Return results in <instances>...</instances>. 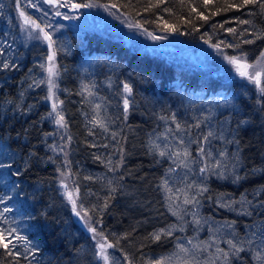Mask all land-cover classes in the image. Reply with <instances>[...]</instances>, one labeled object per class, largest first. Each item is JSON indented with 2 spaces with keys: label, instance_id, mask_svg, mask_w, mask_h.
Wrapping results in <instances>:
<instances>
[{
  "label": "trees",
  "instance_id": "trees-1",
  "mask_svg": "<svg viewBox=\"0 0 264 264\" xmlns=\"http://www.w3.org/2000/svg\"><path fill=\"white\" fill-rule=\"evenodd\" d=\"M72 2L109 7L115 5L112 8L150 32H162L167 22L178 28L174 33L187 43H205L204 40L208 39L209 45L221 41L239 44V48L222 45L221 53L223 56H233L245 52L249 63H254L260 52L264 51V39L255 40L252 44L241 43L244 39H254L250 34L253 31H264V15L259 14L258 7L221 11L213 16L212 12L222 5L223 0H213L207 9L203 7L202 0H164L159 8L148 11H145L146 5L156 0ZM233 2L239 3L240 0ZM19 4L20 10L37 20L41 26L57 17L50 7L39 0H19ZM192 7L203 12L208 19H197L191 11ZM165 8L171 11L165 12ZM58 10L62 14H70L67 8ZM239 19L251 20L253 24L241 25ZM189 20L191 23L187 22ZM60 21H64L63 16ZM22 23L17 0H0V46H3L4 51L0 59H8L10 63L16 62L19 65L17 69H0V142L15 154L14 160L0 157V162L12 164L11 169H0V195L10 197L5 205L13 208L7 214L9 223H0V229L17 228L19 234L26 235L38 246L39 251L32 264H102L95 256L97 249L94 241L75 220L71 205L60 189V171L57 169H61L66 159L70 180L75 189L79 188L76 194L79 207L83 205L84 211L88 212L108 242L115 243L118 237H123L118 247L109 250V264H129L124 260L125 254L129 256L131 264H145V261L169 257L171 260L166 259V264H174L179 259L190 257L191 252L185 256L176 248L177 243L187 247V240L193 239L190 225L185 227L184 232L175 230L172 236L158 242L146 239L160 228L178 224V220L167 211L164 200L166 194L159 187L166 170L176 166L167 158L147 154L145 145L149 137L156 139L161 134L167 135L166 128L175 129L171 121L160 120L159 116L175 113L182 124H194L201 109L213 105L220 97L229 99L235 110L229 115L231 109H217L218 119L228 117L232 121V129L237 128L238 121H247L240 126L237 137L242 150V165L237 172L244 179L233 183L231 179L208 177L204 182L209 191L201 198L199 213L203 217L212 215L216 219L236 220L237 230L242 235L245 225L264 219V209L258 204L264 200V190L261 188L264 185V111H261L264 97L260 96L255 84L235 75L229 64L226 68L216 63L214 67L220 68L222 74L213 75L212 71L204 68L142 52L122 42L120 38L92 26L83 24L73 30L66 29L55 37V61L59 71L58 98L63 101L61 108L68 122L67 135L72 137L65 148V158L64 152H53L48 147H57L58 143L52 120H41L50 112V105L45 100L46 87L44 83L39 87L33 84V80H42L44 69L39 65H46L48 47L40 40L26 39L21 32ZM221 24L224 28L219 27ZM226 28H235L236 33H228L224 30ZM244 29L248 33L241 36ZM5 41L7 45H4ZM29 69H32L31 73ZM121 81L132 84L134 89L132 99L135 103L126 120L123 117L121 95L117 94L122 89ZM85 83L94 85L92 90L95 96L90 99L93 103H101L111 117L108 133L95 128L92 129L94 135H88L92 126L86 123L83 114L88 113L90 117L91 108L77 94ZM29 84L33 86L29 88ZM22 91L23 97L19 95ZM258 99L260 104H257ZM9 100L13 104H9ZM16 102L27 111H14ZM212 123L215 124V120ZM112 131L119 133V145L112 139ZM45 133L52 135L45 136ZM195 133L196 130H193V137ZM157 142L161 145L164 143L162 138ZM90 144L96 147H89ZM212 144L215 154L222 145L220 141H213ZM120 146L126 153L124 162L118 171L110 172L105 166L107 158L110 156L113 162L118 161L120 155L117 149ZM195 147L192 145L193 155ZM224 147L232 152L236 145L228 144ZM32 152L36 155L31 156ZM94 156H100L104 162ZM49 157L52 159L49 160ZM25 161H28L26 170ZM194 168L193 172L177 168L174 181L177 184L183 181L201 182L198 166ZM254 168L256 172L251 171ZM18 169L21 174L12 175ZM120 176H123V180L119 179ZM110 179L117 191L112 194L108 207L101 212L99 207L103 206L105 197L109 195L107 185ZM242 193L257 205L252 217L237 216L235 211L219 208L215 203L220 194H224L225 199H240ZM208 196L213 199L208 200ZM234 207L237 208V205ZM13 220L15 223H12ZM186 220H191V216H186ZM199 238L203 240L202 236ZM18 250L23 251L22 246H18ZM11 261L12 257L0 248V264H11ZM20 264L28 262L21 258ZM234 264L242 262L234 261ZM243 264H251L250 259L246 257Z\"/></svg>",
  "mask_w": 264,
  "mask_h": 264
},
{
  "label": "snow or ice",
  "instance_id": "snow-or-ice-1",
  "mask_svg": "<svg viewBox=\"0 0 264 264\" xmlns=\"http://www.w3.org/2000/svg\"><path fill=\"white\" fill-rule=\"evenodd\" d=\"M45 3L49 4L52 8L56 9V16H63V19H76L75 16H69L62 14L58 9L59 8H68L70 11H75L81 8H92V7H105L103 5H97L95 3H73L72 0H44ZM164 2V0H156L155 3H148L145 7V11H148L152 8H159V6ZM183 2V0H182ZM213 0H202V5L207 9ZM35 7V5H31ZM248 6L258 7L260 15H264V0H240L239 3L233 2V0H223L222 5L216 8V11L212 12V15L215 16L221 11H229L232 9L240 10ZM112 7H115L113 5ZM17 9L19 11V16L22 18L23 23L21 24V32H26V38L29 40H40L45 42L48 47V55L46 57L47 66L45 64H40L39 67L44 69L47 72L46 82L48 85L46 100L51 101V111L46 114L45 117H41V120L45 118H50L55 123L58 128L65 130L66 142L63 146L59 148V151L64 152L65 158L67 157V152L65 148L68 143L72 141V137L67 135L68 122L65 119V115L61 105V101L57 96L55 89L57 84L55 78L59 76V71L55 63V57L57 52L56 44L57 42L53 39L51 32L47 29H51L53 26L50 23H46L41 26L37 20L32 19L26 13L20 10L19 0H17ZM165 12H170L171 9L165 8ZM191 11L195 13L196 18L200 20H207L208 16H205L203 12L197 11L196 7H192ZM249 15H255V13H249ZM191 23V20L187 21ZM238 23L241 25H252L253 21L247 19H239ZM62 27V25L60 26ZM129 28L136 27L140 28V24H129ZM214 27H216L214 25ZM220 28H224V25H219ZM195 30V26H193ZM58 30V29H56ZM164 30L167 32H177L178 28L174 25H169L167 22L164 23ZM228 33H236L235 28H226L224 29ZM248 33L247 29H244L240 35L243 36ZM254 39H244L241 43L252 44L255 40L264 39V31L256 30L250 33ZM155 40L165 39L166 37L162 36H153L152 33H148ZM206 44L209 43L208 39H205ZM4 45H7V41L4 42ZM223 47H232L239 48V44H226L223 41L216 44H210L218 54H221ZM62 50V49H61ZM4 56L3 46H0V57ZM223 59L232 66L236 74L241 78L247 79L249 83L255 84L261 97H264V51H261L259 56L256 58L254 63H249L247 61V53L241 52L239 55H224ZM19 67L16 62H9L8 59H0V69L9 70L17 69ZM32 69H29L31 73ZM45 83L44 80L39 82L33 80V84L39 87L40 84ZM122 89L118 90L117 94L121 95L122 106H123V117L126 120L128 113L135 103L133 97L134 89L132 84L121 81ZM33 84H29L28 87L31 88ZM111 82L109 87H111ZM94 85L82 84L81 90L78 92V95L83 97L85 103H87L91 108V115L89 117L88 113H84L85 121L87 124H90L92 128L88 130V135H94L92 129L99 128L104 133L109 132V121L111 117L107 115V109L101 103H93L92 97L95 96L93 92ZM21 97L24 96V92H20ZM9 104H13L12 100L8 101ZM261 101L258 99L257 104H260ZM29 107H32L31 105ZM217 109H231L229 115L235 110V106L232 102L225 98L220 97L217 99L213 105H209L206 109H201L200 116L195 118L194 124H182L178 119L175 113L169 116H159L158 119L164 121H171L175 125V129L166 128L165 132L167 135L161 134L156 139L149 137L148 142L145 147L147 149V154L153 156H159L161 158H167L172 162L176 167H169L165 172V177L169 173H174L176 168L186 169L188 172L195 171L194 166H198V173L201 177L200 183H184V186L181 188L173 189L169 185V180L161 177V183L159 187L164 191L165 195V207L172 216H175L180 222L179 224H171L166 228H160L149 234V237L146 239H151L153 242H158L164 237H170L173 234V231L179 230L184 231L186 225L192 226L194 231H200L205 226H207V231L209 236L205 240H199L197 243H193V239L189 238L187 243L192 245V249L185 247L183 243H177L176 248L179 253H183L185 256L190 254V251L209 253L208 258L203 261V264H234V261H241L242 264L245 262L246 257L250 259L251 264H264V219L254 220L252 224L245 225V230L243 235H241L237 228L236 220L217 222L212 217H203L199 213V208L201 206V198L204 197V194L209 191L207 184L204 182L210 176H215L217 179L226 180L231 179L233 183H237L240 180L244 179L237 172V169L242 165L241 159V149L239 147L240 141L238 137V131L241 125L247 123L246 120H240L237 123V128L232 129V121L225 117L223 120L218 119L216 116ZM14 111H27L26 109H21L20 103L16 102L14 106ZM261 111H264V107L261 108ZM223 115V113H221ZM215 120V124L212 121ZM193 130H196L195 137H193ZM27 131V130H25ZM19 135V134H18ZM45 136L52 135V133H45ZM119 133L116 131L111 132V137L119 145V140L117 139ZM171 137V139H170ZM163 139L164 143H158V139ZM64 139V136H62ZM213 141H220L221 148L215 151L212 144ZM235 144L236 148L229 152L224 145ZM192 145L195 147V155H193ZM108 147V145H103ZM48 147L53 151H57V147L53 145H48ZM89 147H96L95 144H90ZM120 159L116 162H113L111 157L107 158V164L105 165L110 172H116L119 170L120 166L124 162L125 151L122 146L117 149ZM31 156H35L36 153H30ZM0 157H6L8 159H15V154L9 152L7 146L0 142ZM95 159L101 160L100 156H94ZM49 160L52 157L48 158ZM101 162H104L101 160ZM160 163L159 160L156 161ZM65 165L67 166V159L65 160ZM25 170L28 167V161H25ZM12 164L0 162V169H11ZM57 171H60L57 169ZM252 172H256L257 169H252ZM21 174L18 169L12 175L19 176ZM60 186L65 189L64 196L67 201L72 206L73 213L86 220V226L88 232L92 233V239L96 241L95 256L104 261V264H109V256L106 254L107 249L115 248L119 246L120 239L123 237H118L115 243H109L107 237L103 232L97 231V229L91 224H88L87 221L91 219L87 211H84L83 205H80L79 210L77 206V198L74 197L73 192L67 190V185L64 183L66 179V173L60 172ZM186 178V177H185ZM85 179H91V177H85ZM120 180H123V176L119 177ZM109 195L105 197V201L102 207H99L101 212L106 209L112 198V194L117 191V188L113 186V180L108 181ZM264 190V185L261 186ZM15 190V187H14ZM75 192H79V188L75 189ZM93 195V193H89ZM11 199L8 196L0 195V205H5L6 200ZM208 200H212V196L207 197ZM215 203L219 208H225L229 211H235L237 215L252 217L253 213L256 210L257 205L253 204L252 200H249L247 196L243 193L241 194L240 199H225L224 194H220L216 197ZM261 209H264V200L258 202ZM234 205H239V208L234 207ZM190 206V207H189ZM98 207V206H97ZM95 210V208L93 209ZM13 208L4 206L0 210V223L8 224L9 220L7 217L8 213H11ZM43 216L44 213H41ZM259 215V213H257ZM185 216H191V220H185ZM32 218V217H30ZM102 221H97L101 223ZM12 223H15L13 220ZM130 234H125V236ZM99 237V239H97ZM179 239V238H177ZM221 244L225 247H221ZM18 246H22L23 251L18 250ZM0 248H3L8 256L12 257L11 264H20L21 258L32 264L35 259L36 253L39 251L37 245H35L29 237L26 235L19 234L17 228H6L0 229ZM214 249V251H209ZM244 254V255H242ZM173 255H176L174 253ZM166 259L161 258L156 260L145 261V264H166ZM124 260L128 261L131 264L129 256L124 255ZM181 264H193L191 260H185ZM196 264H201L197 261Z\"/></svg>",
  "mask_w": 264,
  "mask_h": 264
},
{
  "label": "rangeland",
  "instance_id": "rangeland-1",
  "mask_svg": "<svg viewBox=\"0 0 264 264\" xmlns=\"http://www.w3.org/2000/svg\"><path fill=\"white\" fill-rule=\"evenodd\" d=\"M38 10H39V8H38ZM66 15L77 17L76 19H69V20L75 22L73 25L64 22V21H68L66 19H64V21H60V18H62V16H59V17L57 16L56 18H52L51 20L48 21L50 24L53 25V27L51 29H48V30H50L54 40H55V37L59 33H61L62 31L66 30V29H72L73 30L74 27H78L79 25L85 24V25L92 26L98 30H101L105 33L114 35L118 38H122L125 41H127V43L129 45L133 46L134 48L136 47L137 49H139L142 52L147 51L149 53L157 54V55L165 57V58L169 57L172 60H179L180 62H183L185 64H190V66H192V67L194 66L196 68H204V69L212 71L213 75L222 74V71H220V68L217 69L216 67H214L216 65V63L219 64L220 67L221 66H224L226 68L228 67V63L223 59V54L222 53L218 54V52L213 47H211L209 44L201 43V42L187 43V42L183 41L182 39H180V37L178 35H176L174 32H167L165 30H163L162 32L156 33V32L146 31L142 27H140V28H136V27L129 28L128 27L129 24L134 25L137 23L130 21L128 18H126V16L121 14L118 10H116L115 8L109 7V6L81 8V9H78L75 11H70V14H66ZM61 25H62V27H60ZM68 27H71V28H68ZM56 29H58V30H56ZM148 33H152L153 36H162V37H166V38L161 39V40H155L151 36H149ZM23 35L26 38L27 33L23 32ZM45 63H46L45 66H47V63H48L47 60L45 61ZM55 63H56V61H55ZM234 72H235V70H234ZM235 75H237V74H235ZM46 77H47V72L45 70H43L42 80L45 81V83H44L45 87H46L45 96H47V88H48V85L46 82ZM57 77L55 78L56 84H57ZM55 92H56V96L58 97V89L57 88L55 89ZM46 102L50 105V111H51V101L46 100ZM54 125H55V123H54ZM54 129L56 131V134H54V135H55L56 141L58 143L57 151H59V148L61 146H63L66 142V136L64 135V129L58 128L56 125H55ZM62 136H64V139H62ZM61 171L66 173V179L64 180V183L67 185V190L70 192H73V195L76 198L75 188H74V186L70 180V176H69V173L67 171V166L65 165V162L63 163V165L60 169V172ZM165 178L169 180V185L173 189L181 188L184 186L185 181H183L179 184H177L174 181V173H169L168 176H166ZM60 179H61V177L59 175V178H58L59 186H60ZM198 183H200V182H198ZM60 189L64 195L65 189L62 188L61 186H60ZM4 206L5 205H0V210H2ZM77 206H78V210H79L78 203H77ZM71 208H72V206H71ZM237 208H239V205H237ZM236 215H237V213H236ZM82 216H83V212L81 213V217ZM237 216H241V215H237ZM74 217H75V220L78 222V224L83 227V230L86 231L88 233V235L91 236V238H92V233L88 232V230H87L86 220L81 218V217L76 216L75 214H74ZM208 217H212L217 222L226 221V219L225 220L224 219L223 220L216 219L212 215H209ZM185 220H186V216H185ZM231 220H233V219H230L228 221H231ZM87 223L91 224V226L95 227L97 229V231L100 232L97 224H95L92 221V219L88 220ZM179 223L180 222L178 221V224ZM241 226H242V223H241ZM235 227L237 228L238 224ZM180 232H184V231H180ZM201 236H202L203 240L208 238L209 233L207 231V228L205 230V227H204L203 229H201L198 232L194 231L192 228V237L194 239L193 240L194 243H197L200 240L199 237H201ZM97 239H99V237ZM93 241L96 245V241L95 240H93ZM221 247H225V245L221 244ZM187 248H189L191 250L192 245H188ZM109 250L110 249L106 250V254L108 256H109ZM209 251L210 252L214 251V249H210ZM190 252H191L190 257L179 259L174 264H181V262H183L185 260H191L193 262V264H196L197 261H199V262H201V264H203V261H205L209 256V253L195 252V251H190ZM100 261L102 264H104V261L102 259H100ZM117 264H120V263H117Z\"/></svg>",
  "mask_w": 264,
  "mask_h": 264
},
{
  "label": "water",
  "instance_id": "water-1",
  "mask_svg": "<svg viewBox=\"0 0 264 264\" xmlns=\"http://www.w3.org/2000/svg\"><path fill=\"white\" fill-rule=\"evenodd\" d=\"M43 2H44V0H42ZM45 3V2H44ZM46 5H49V4H47V3H45ZM73 21H71V23H72Z\"/></svg>",
  "mask_w": 264,
  "mask_h": 264
}]
</instances>
